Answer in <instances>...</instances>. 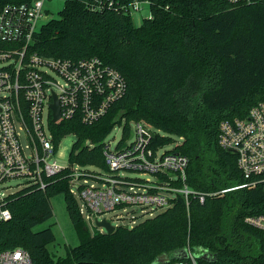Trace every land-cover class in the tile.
<instances>
[{"label":"trees","instance_id":"1","mask_svg":"<svg viewBox=\"0 0 264 264\" xmlns=\"http://www.w3.org/2000/svg\"><path fill=\"white\" fill-rule=\"evenodd\" d=\"M110 1L118 8L95 11L93 0L65 2L27 47L26 56L72 61L96 57L118 70L127 85L125 96L91 126L78 119L50 122L54 144L74 135L70 165L85 168L87 174H95L87 168L108 172L106 137L124 124L117 145L121 148L130 137V123L143 122L154 131L152 151L180 140L171 151L188 158V188L198 194L225 192L205 196L202 203L189 196L186 204L177 196L171 207L132 228L118 225L111 234H90L70 193L72 178L66 168L47 179L44 189L25 184L0 203L11 214L0 222V252L21 248L32 264H159L162 257L174 259L189 246L213 257V264H264V232L244 223L248 216H264V183L240 187L248 180L237 168L236 155L218 145L220 122L243 119L252 106L264 102V3ZM134 1L148 2L150 16L140 26L119 9ZM29 2L0 0V11ZM11 46L0 42V49ZM57 195L64 198L79 243L54 260L46 248L55 239L51 228L33 229L52 218L50 199Z\"/></svg>","mask_w":264,"mask_h":264},{"label":"built area","instance_id":"2","mask_svg":"<svg viewBox=\"0 0 264 264\" xmlns=\"http://www.w3.org/2000/svg\"><path fill=\"white\" fill-rule=\"evenodd\" d=\"M45 1L52 0L6 5L0 11V42L12 45L9 49H0V203L7 196L4 193L6 182L22 179L26 184L44 189L47 179L66 169L55 160L59 143L54 144L49 130L52 123L49 104L53 94L60 109V119L53 124L78 119L82 125L91 126L127 91L121 73L96 57L72 61L37 54L26 56L34 34L50 20L44 10ZM58 1L64 4L72 0ZM226 1L234 5L264 3V0ZM142 5L148 2L134 1L119 9L132 16L140 12ZM113 7L117 9L118 4L110 0H93L91 5L95 11ZM41 21L44 23L40 24ZM133 123L134 139L129 145L111 151L110 143H105L103 155L108 167L105 175L87 174L68 167L72 178L70 193L79 199V213L84 220L100 222L107 214L125 212L126 207H140L142 212L150 209L147 213L152 215L154 211L162 212L171 207L177 196H182L186 204L189 196L197 197L202 203L205 196L225 192L198 194L192 191L185 183L188 158L172 151L157 157V151L149 148L154 134L151 127L143 122ZM218 130L219 147L236 155L237 168L248 180L240 187L253 188L264 183V102L252 106L243 119L223 120ZM129 172H138L139 176L151 174L154 179L125 176ZM159 175L167 176L168 180H160ZM83 177L95 183L88 185L87 180H83V184L75 186V194L73 182ZM173 182L180 186H172ZM10 219V212L0 207V222ZM115 219L121 220V216ZM244 223L264 232V216H248ZM182 250L187 253L185 259L164 256L159 264H208L196 257L206 254L204 251H195L189 246ZM0 264H32V261L28 252L16 248L1 251Z\"/></svg>","mask_w":264,"mask_h":264},{"label":"rangeland","instance_id":"3","mask_svg":"<svg viewBox=\"0 0 264 264\" xmlns=\"http://www.w3.org/2000/svg\"><path fill=\"white\" fill-rule=\"evenodd\" d=\"M63 2L58 0H52V1H45L44 2V10L49 13V19L56 18L57 13L62 9ZM150 16L149 7L148 5H142L141 10L139 13L133 14L132 21L134 25H138L142 23V20L144 18H147ZM44 22L41 21L40 24H43ZM139 25V26H140ZM60 82V81H59ZM124 124H122L123 126ZM122 126L114 127V129L110 132V134L106 137L104 142L110 143V149L111 151L115 150L117 148V145L122 139ZM130 137L125 138L123 140V146L129 145L133 139H134V129L135 125L134 123H130ZM150 128V127H149ZM150 130L154 133L153 129L150 128ZM22 143L24 144L25 141L23 138H21ZM180 140L175 139L174 143L170 145L163 146L157 150V157H160L163 153L171 151L175 144H177ZM75 142V136L74 135H68L61 139L59 142L57 154L55 156V160L59 166L62 168H68L71 167L74 170H80L81 172L85 171V168H81L77 165H70L68 161L69 152L71 149L72 144ZM91 171H94L95 174L99 175H105L104 171L97 170L94 168H87ZM89 173V171H88ZM92 173V172H90ZM125 176L130 178H139L142 180H150L153 181L154 177L151 174L141 175L139 176L138 172H129L125 173ZM83 180H87V184L91 185L94 184L95 181L90 178H80L78 181H74L73 190L76 194V185L83 184ZM27 183L26 180L22 179H16L8 181L4 184V193L6 195L15 193L23 188V186ZM77 203L80 206L81 203L79 199L76 197ZM50 204L53 211V216L50 220L44 222L43 224H40L36 226L33 231H41L46 228H51L53 234H54V241L52 243L47 244L46 248L50 252L51 256H53L54 260L61 259L65 256L66 250L69 248L76 247L79 243V239L76 233L75 228L71 224V221L69 219L68 213L65 208V202L62 195L54 196L50 199ZM150 209H146L145 212H142V209L140 207H126L125 212L117 211L114 213L107 214L100 218V221L103 219L110 220V225L112 227H116L118 225H124L128 228H132L134 225L142 222L146 218L153 217L154 215L160 213V211H154L152 215H149L151 212L147 213ZM85 214V213H84ZM115 216H121V220H116ZM85 221V226L90 234L95 233L96 231L104 233V229L98 228L95 226V221L93 219L88 221Z\"/></svg>","mask_w":264,"mask_h":264},{"label":"water","instance_id":"4","mask_svg":"<svg viewBox=\"0 0 264 264\" xmlns=\"http://www.w3.org/2000/svg\"><path fill=\"white\" fill-rule=\"evenodd\" d=\"M53 99H52V103L49 104V109L52 112V123H56L59 119H60V109H59V105H58V101L55 97V95H52ZM95 226L98 228H102L104 229V233L106 234H111L114 231V227H112L110 225V223L106 222L105 220H102L100 222H96ZM187 257V253L185 250L179 251L177 252V254L175 255L174 259H178V260H182L185 259ZM197 258L201 259L202 261L208 263V264H213L214 263V258L204 254V255H197ZM161 260V259H160ZM163 263H167L165 259H162Z\"/></svg>","mask_w":264,"mask_h":264},{"label":"crops","instance_id":"5","mask_svg":"<svg viewBox=\"0 0 264 264\" xmlns=\"http://www.w3.org/2000/svg\"><path fill=\"white\" fill-rule=\"evenodd\" d=\"M140 24L136 25V26H139Z\"/></svg>","mask_w":264,"mask_h":264}]
</instances>
